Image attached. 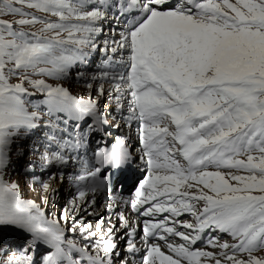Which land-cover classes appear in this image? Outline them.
<instances>
[{"label": "snow or ice", "instance_id": "obj_1", "mask_svg": "<svg viewBox=\"0 0 264 264\" xmlns=\"http://www.w3.org/2000/svg\"><path fill=\"white\" fill-rule=\"evenodd\" d=\"M0 264H264V0H0Z\"/></svg>", "mask_w": 264, "mask_h": 264}, {"label": "rangeland", "instance_id": "obj_2", "mask_svg": "<svg viewBox=\"0 0 264 264\" xmlns=\"http://www.w3.org/2000/svg\"><path fill=\"white\" fill-rule=\"evenodd\" d=\"M74 90H78V89H74ZM64 187H65V186H64ZM24 190H25V194H26V195H29V196L34 195L33 193H31V192L29 191L28 188H25ZM61 192H62V197H61L60 200H59V204H60V205L64 204L65 201L67 200L68 196H69V193H68L66 187H65V188H62V189H61Z\"/></svg>", "mask_w": 264, "mask_h": 264}, {"label": "bare ground", "instance_id": "obj_3", "mask_svg": "<svg viewBox=\"0 0 264 264\" xmlns=\"http://www.w3.org/2000/svg\"><path fill=\"white\" fill-rule=\"evenodd\" d=\"M99 207H100V206H99ZM99 207H98V208H99Z\"/></svg>", "mask_w": 264, "mask_h": 264}]
</instances>
